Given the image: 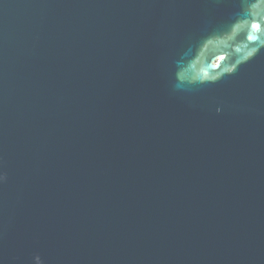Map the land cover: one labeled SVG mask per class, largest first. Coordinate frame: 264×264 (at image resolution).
<instances>
[{
    "label": "water",
    "instance_id": "1",
    "mask_svg": "<svg viewBox=\"0 0 264 264\" xmlns=\"http://www.w3.org/2000/svg\"><path fill=\"white\" fill-rule=\"evenodd\" d=\"M0 264H264V0H0Z\"/></svg>",
    "mask_w": 264,
    "mask_h": 264
}]
</instances>
